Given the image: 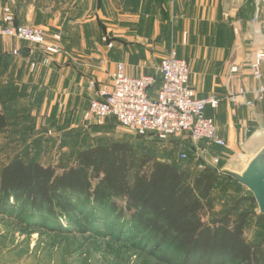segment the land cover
I'll return each mask as SVG.
<instances>
[{"label": "crops", "instance_id": "crops-1", "mask_svg": "<svg viewBox=\"0 0 264 264\" xmlns=\"http://www.w3.org/2000/svg\"><path fill=\"white\" fill-rule=\"evenodd\" d=\"M8 5L18 24H44L52 32H61L63 48L62 54L48 57L37 46L0 38L4 101L0 112L9 120L0 137L10 135L21 144L25 154L18 158L36 157L43 165L52 159L57 140L49 139L44 129L39 131L41 125L50 124L67 128L59 146L70 150L68 160L74 162L79 151L98 145L91 139V129L109 123L101 132L108 133L120 127L114 118L103 126L83 122L87 127L78 128L76 122L84 121L99 88L111 85L118 65L123 64L131 77L158 75L161 61L172 50L188 63L196 96L220 99L219 107H208L205 114L229 146H208L202 141L198 145L207 149L202 153L184 135L175 138L178 145L173 139L167 145L159 143L158 160L176 162L178 152L180 161L188 139L196 147L192 153L197 160L219 158L218 169L242 174L264 148V93L262 99L258 93L264 77L256 80L251 73L255 50L264 49V0H0V14ZM92 81L95 88L90 86ZM160 86L158 77L152 96ZM241 90L253 105L231 98ZM33 150L43 153L31 155Z\"/></svg>", "mask_w": 264, "mask_h": 264}, {"label": "trees", "instance_id": "trees-1", "mask_svg": "<svg viewBox=\"0 0 264 264\" xmlns=\"http://www.w3.org/2000/svg\"><path fill=\"white\" fill-rule=\"evenodd\" d=\"M3 102L0 88V106ZM8 126L0 112V133ZM137 138L152 146L98 144L79 151L67 167L45 166L36 157L14 159L1 171L0 214L18 215L26 234L47 225L67 231L62 222L80 229L85 221L111 232L119 225L153 264H264V216H255L251 193L241 194L233 178L195 159L193 147H183L187 158L180 162H195L184 168L158 160L157 138ZM220 187L226 195L237 193L235 207L207 223ZM254 218L256 239L263 238L250 241L246 229Z\"/></svg>", "mask_w": 264, "mask_h": 264}, {"label": "built area", "instance_id": "built-area-1", "mask_svg": "<svg viewBox=\"0 0 264 264\" xmlns=\"http://www.w3.org/2000/svg\"><path fill=\"white\" fill-rule=\"evenodd\" d=\"M54 37L56 43H48L42 29L16 24L11 8L3 10L0 38L37 46L48 54H58L61 46L57 41L62 39V34ZM14 54H18V51ZM262 63L264 52L259 51L256 54V71ZM190 75L188 63L179 58L175 50L161 61L158 75L131 77L126 74L124 65L119 64L111 85L99 88L98 98L91 100L84 119L93 126H103L108 118H114L122 129L143 138L155 137L164 145L172 139L188 135L202 153L207 151L198 145L202 141L208 146L228 148V143L218 136L214 120L205 114L208 107L218 108L220 99L215 96L198 98L190 87ZM158 77L161 78V86L152 96L151 91L156 88ZM95 85L94 81L90 83L92 88ZM232 99L246 101V93L241 91ZM246 103L253 105L249 101ZM186 158V154L180 155V159ZM214 162L219 165L220 159L216 158Z\"/></svg>", "mask_w": 264, "mask_h": 264}, {"label": "rangeland", "instance_id": "rangeland-1", "mask_svg": "<svg viewBox=\"0 0 264 264\" xmlns=\"http://www.w3.org/2000/svg\"><path fill=\"white\" fill-rule=\"evenodd\" d=\"M37 2L44 3V0H37ZM7 7L11 8L12 12L14 13L12 7L8 5L2 9L0 17L2 16L3 10ZM16 24L18 23L16 22ZM21 26L42 29L48 38L47 42L50 44L56 43L54 37L55 35L62 34L61 32H52L49 28H46L44 24L40 26ZM61 43L62 39L57 41V44L61 46L60 53L48 54L45 52V54L48 55V57L62 54L63 48ZM259 51L264 52V49L255 50L254 61L251 64V73L256 80H261L264 77V63H262L258 71H256L255 69L256 54ZM48 57L44 60L45 62L49 61ZM258 93L259 98L262 99L264 87H261ZM233 97L234 96H232L231 98ZM80 119L76 121L79 126L78 128H82L83 126L87 127V125L83 123H87L85 119L84 121ZM45 126L43 127L41 125L39 131L41 129H44L43 133L47 134L46 136L49 139H52V141L57 140V144L55 142V145H53L51 149L52 159L50 161H47L45 165L61 167L69 166L71 163H73V161L68 160L70 158L68 157L70 156V150L63 151L61 149V145L59 146V140H61L62 137L64 138L66 134L65 130L67 128L64 126H50V124L47 127ZM107 126H109V123H107L106 126H104V128H101L100 130L91 129V132H94L92 133L93 136L91 137V139H94V145L108 144L118 141L128 142L134 148L139 144H142V146H148L147 148L152 146L150 141L143 142L137 138V135H134L131 132L124 130L118 126H115L116 130L112 129V131L109 130L108 133L105 131V133H101L102 130L106 129ZM97 133L99 134L96 135ZM184 142L185 144L187 143L186 146L190 148L193 147L194 151H197L196 147L192 145V143L188 141V139H186ZM20 146L21 144L18 145L12 141V136L10 135L0 137V175L4 166L9 164L14 159L18 158L19 155L25 154V150L21 149ZM157 146L158 144L156 146L154 145L155 149ZM139 151L140 150H138V152ZM32 152L34 153H31V155L37 154L39 156H41L40 154L43 153H38V151L36 150H33ZM73 152L74 151H71V154H73ZM64 153L65 155H68L60 157V155H64ZM157 153L158 151L156 152V154ZM189 156L190 153L188 154V157ZM174 158V161L183 163L180 164V166L184 168L193 167L195 163H191V160L185 162L178 161V152L174 156ZM48 162H51L53 164H48ZM204 162V164H210V166H218L215 165L214 160L212 162ZM199 163L201 164V162ZM219 168H221V166H219ZM243 190L244 194H247L248 192L251 193L246 188ZM230 193H228L227 195L224 194L221 187L214 192V211L206 217L205 221L207 223H211L214 218L219 217L229 208L235 207V198L237 197V195L234 194V191ZM251 206L252 204L250 203L249 208ZM242 209L244 208L242 207ZM253 212L255 213V216H258L260 214L258 205H255ZM236 214L237 213H235V215ZM235 215L233 217H235ZM82 222V225H80L82 227H80V229L71 227L70 225H68V223L62 222L65 228H69L67 231L50 230L48 227H51L52 225H47L45 227H41L39 231L34 234H26L24 232L26 224L25 222L20 220L18 215L8 216L0 214V264H153L154 260L151 256L148 255L147 251L141 250L140 248H137L135 246V244H137L139 241L128 239L127 235L123 233L124 230L120 229L121 227H119V225L113 232H111L101 225L92 226V224L89 223V225H91L90 228L85 221ZM251 222L252 223L250 224V226L246 229L247 238L250 241L261 240L263 238L262 236L256 239L257 219L254 218Z\"/></svg>", "mask_w": 264, "mask_h": 264}, {"label": "water", "instance_id": "water-1", "mask_svg": "<svg viewBox=\"0 0 264 264\" xmlns=\"http://www.w3.org/2000/svg\"><path fill=\"white\" fill-rule=\"evenodd\" d=\"M247 188L253 195L261 215L264 216V148L250 162L242 174L221 171Z\"/></svg>", "mask_w": 264, "mask_h": 264}]
</instances>
